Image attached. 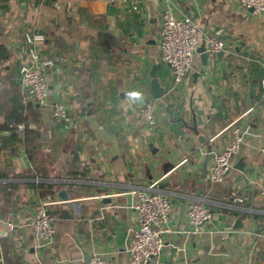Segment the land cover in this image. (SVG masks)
Listing matches in <instances>:
<instances>
[{
    "label": "crops",
    "instance_id": "crops-1",
    "mask_svg": "<svg viewBox=\"0 0 264 264\" xmlns=\"http://www.w3.org/2000/svg\"><path fill=\"white\" fill-rule=\"evenodd\" d=\"M169 2L198 24L206 51L218 30L225 40L221 51H207L206 65L196 50L176 85L159 47ZM31 32L44 38L31 45ZM0 44L10 54L0 62V183L14 184L0 188V264H85L93 253L128 264L137 193L157 180L172 203V232L149 264H264V13L239 0H0ZM32 48L48 62L43 105L20 81ZM154 67L160 97L152 94ZM144 100L154 105V127L140 113ZM57 101L74 126L52 117ZM21 112L35 131L34 176H28L33 163L26 147L8 145L4 129ZM233 125L242 129L241 147L224 181H211L213 155L227 144ZM77 169L82 177L72 176ZM41 181L58 184L52 197L60 201L51 206L56 233L46 247L30 224L48 196L40 194ZM60 189L68 202L59 198ZM234 191L243 202L232 201ZM74 200L82 204L80 217L73 214ZM193 200L213 211L198 233L187 216ZM222 231L229 233L225 240Z\"/></svg>",
    "mask_w": 264,
    "mask_h": 264
},
{
    "label": "built area",
    "instance_id": "built-area-1",
    "mask_svg": "<svg viewBox=\"0 0 264 264\" xmlns=\"http://www.w3.org/2000/svg\"><path fill=\"white\" fill-rule=\"evenodd\" d=\"M241 6L251 9L254 13H264V0H239ZM44 38L42 33L31 32L27 34V42L31 45ZM201 41L198 24L187 15H178L174 5L169 2L163 10L162 25L159 32L160 53L165 63L171 69L172 82L180 84L188 75L192 66L195 52ZM225 47L222 31L218 30L208 40L207 51L215 54ZM42 61L40 53L32 48L28 59L20 66V81L23 89L31 94L34 103L43 105L49 95V84L46 74L42 68L47 65ZM261 96L264 98V75L261 78ZM145 123L154 127L156 116L154 105L150 100H144L139 107ZM52 117L63 122L66 126H74L76 120L72 118L63 102L57 101L52 104ZM24 123H18L16 130L23 134ZM243 134L241 127L233 125L230 137L224 148L213 155L212 165L208 172V179L214 182H222L232 166L234 156L239 152ZM39 181L38 178L35 179ZM160 180L155 181L145 190L137 193L135 211L137 214V226L129 232L128 239V264H149L150 261L161 254L167 245L165 236L171 233L168 223L172 203L169 197L158 187ZM232 201L240 203L244 198L236 193L232 194ZM58 200L48 195L45 202L38 206L31 218V227L35 237L41 246H49L55 238V216L51 206L57 204ZM73 214L76 217L82 215V204L77 200L73 202ZM187 216L191 225V232L198 233L202 226L211 221L213 211L203 200H193L188 204ZM15 225L11 222L9 229L13 230ZM227 231L221 232V238L225 240ZM85 264H117V262L105 254L93 253Z\"/></svg>",
    "mask_w": 264,
    "mask_h": 264
},
{
    "label": "trees",
    "instance_id": "trees-1",
    "mask_svg": "<svg viewBox=\"0 0 264 264\" xmlns=\"http://www.w3.org/2000/svg\"><path fill=\"white\" fill-rule=\"evenodd\" d=\"M9 50L7 49V47L4 44H0V62L1 61H5L9 58ZM27 116L23 114V112L18 113L16 119H14L13 121V125L10 126L9 124L4 126V129L9 130V136H8V145H12L15 146L17 143L23 144L26 147V151L29 157V160L33 163V170L31 171V173H29L28 176L30 175H35L36 171L38 172V168L36 166L37 161H36V153H34L32 151V147H31V136L34 135V130L30 129L26 123H27ZM22 122L25 124V128L23 131V134H19L16 130V125ZM31 135V136H30ZM33 175V176H34ZM82 175H84V172H82L81 170H75L72 172V176L73 177H82ZM3 174L0 175V177H2ZM42 177L47 178V176L45 175H40ZM58 186V184L54 183V182H48V181H41L38 183L37 187L39 188L40 194L44 197H46L47 195H55L56 192V187ZM14 184L13 183H0V188H13ZM233 213L238 214V212L233 211Z\"/></svg>",
    "mask_w": 264,
    "mask_h": 264
},
{
    "label": "water",
    "instance_id": "water-1",
    "mask_svg": "<svg viewBox=\"0 0 264 264\" xmlns=\"http://www.w3.org/2000/svg\"><path fill=\"white\" fill-rule=\"evenodd\" d=\"M197 51L201 53L202 62H203L204 65H206L207 64V61H208V58H209V53L206 51L205 44H202L201 46H199L197 48ZM157 67H154V69L151 72V76L153 77L152 78V81H151V89H152V94H153L154 97H160L163 94V88L160 86L159 80L156 78V74H155V71H156V68ZM203 139L204 138H202V140ZM58 196L61 199V201H63V202H68L70 200V197L67 194V191L65 189H60L58 191ZM62 213L64 215H66V216L68 215V217H71V215L65 209H62ZM241 225H242L241 224V219L239 218L235 222V228H239Z\"/></svg>",
    "mask_w": 264,
    "mask_h": 264
}]
</instances>
